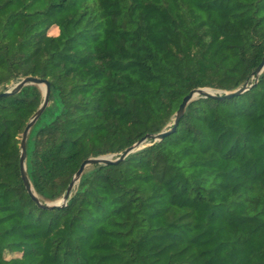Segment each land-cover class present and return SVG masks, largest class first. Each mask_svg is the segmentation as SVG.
<instances>
[{
  "label": "trees",
  "instance_id": "16d2710c",
  "mask_svg": "<svg viewBox=\"0 0 264 264\" xmlns=\"http://www.w3.org/2000/svg\"><path fill=\"white\" fill-rule=\"evenodd\" d=\"M264 0H0V264H264ZM224 96V93H222ZM31 143V146H30ZM118 156V157H119Z\"/></svg>",
  "mask_w": 264,
  "mask_h": 264
},
{
  "label": "water",
  "instance_id": "95a60500",
  "mask_svg": "<svg viewBox=\"0 0 264 264\" xmlns=\"http://www.w3.org/2000/svg\"><path fill=\"white\" fill-rule=\"evenodd\" d=\"M264 72V59L260 66L257 68L256 72L254 73V78H256V82L258 81L259 76ZM28 85H37L39 86L44 94V100L41 104L40 108L37 110V112L34 114L32 119L28 122L25 131L23 132L22 138H21V144H20V166H21V179L23 181V184L29 194L31 195L32 199L39 204L40 208H46V209H53L57 207L66 206L74 189L76 188L77 184L81 180L82 176L84 175L86 169L89 166L92 165H111L116 164L124 159H126L130 154H133L137 151L142 150L143 148L150 146L151 142L153 143L163 140L167 135L175 131L177 128L181 118L184 116L187 107L189 104L198 99V98H232L235 96H239L243 93H245L247 90L252 88L254 84H250V82H246L242 87L239 89L232 91V92H223L224 96H222V93L215 92L211 88H197L192 90L187 96L183 98L182 103L179 106V109L176 113V117L174 120V126L173 128L164 131L157 135H147L146 137L142 138L140 141L135 143L134 145L127 148L123 153L120 154L119 157L113 158V155L108 156H100L96 158H88L86 159L82 165L80 166L79 170L76 172V174L73 177V180L71 181L70 185L68 186V189L63 196V198L55 203H41L38 196L33 190V187L29 181L28 174H27V167H26V160H27V144L28 139L30 136V133L32 129L35 127L37 122L42 117L43 113L46 111V109L49 106L50 102V92H51V84L48 80L37 78V77H25L20 82L16 83L12 88L9 90H6L4 92H0V98L1 97H7V96H13L18 94L25 86ZM221 92V91H220Z\"/></svg>",
  "mask_w": 264,
  "mask_h": 264
},
{
  "label": "rangeland",
  "instance_id": "374dc122",
  "mask_svg": "<svg viewBox=\"0 0 264 264\" xmlns=\"http://www.w3.org/2000/svg\"><path fill=\"white\" fill-rule=\"evenodd\" d=\"M253 81H256V78H253V79H252V82H253ZM16 83H17V82H13V83H11L10 85H8V88H9V89L12 88ZM214 91H215V92H218V93H223L222 91H221V92H220V91H217V90H214ZM174 120H175V119H174ZM173 123H174V121H173L171 124H169L168 127H171V126L173 125ZM21 138H22V137H21ZM30 146H31V143H30ZM118 156H119V154H118V155H117V154H116V155H113V158L115 159V158H117ZM92 166H94V165H92ZM92 166H89V167L86 169V171L89 170V169H91ZM86 171H85V172H86ZM79 182H80V181H79ZM78 184H79V183H78ZM78 184H77V185H78ZM76 187H77V186H76Z\"/></svg>",
  "mask_w": 264,
  "mask_h": 264
}]
</instances>
